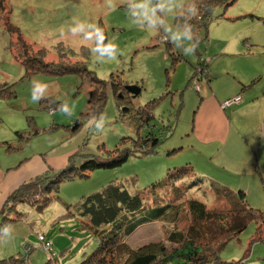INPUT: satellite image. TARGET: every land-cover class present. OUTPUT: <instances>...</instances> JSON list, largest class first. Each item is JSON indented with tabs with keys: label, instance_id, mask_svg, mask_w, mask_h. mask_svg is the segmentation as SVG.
Masks as SVG:
<instances>
[{
	"label": "rangeland",
	"instance_id": "374dc122",
	"mask_svg": "<svg viewBox=\"0 0 264 264\" xmlns=\"http://www.w3.org/2000/svg\"><path fill=\"white\" fill-rule=\"evenodd\" d=\"M1 2L4 8L0 6V85L7 83L13 93L0 98V167L70 151L68 161L63 164L58 159L49 161L51 165L44 172L59 170L68 165L70 156L76 151L78 154H104L117 145L133 149L134 139L148 133L160 139L154 151H136L121 166L97 168L86 171L83 176L63 180L57 192L59 197L43 211L33 209L28 212L27 209L23 218L16 215L21 219L18 222L21 233L9 246L15 253L6 257L23 254L24 245L28 243L32 244L27 247L32 252L31 264H45L48 259L57 264H78L84 257L83 252L89 253L97 247L96 238L86 226L88 220L79 214L77 207L83 196L99 191L111 182L125 185L134 194L164 179L169 170L187 164L198 174L206 172L212 176L210 178L225 180L231 188H245L248 204L264 211V0H236L227 9L217 6L207 31L195 32L198 46L191 56H184V45L177 48L171 41L170 32L165 31L183 26L177 20L180 11L168 14L157 9L158 22L153 23L142 17L145 9L134 7L137 4L155 6L162 0ZM173 2L185 3L186 0ZM9 22L19 28L35 51L45 50L46 61L79 64L85 60L88 69L98 78L110 80L112 75L115 77L121 89L117 91L118 96L111 89L107 90V101L100 114L107 119L103 132H96L89 126V121L99 115H86L93 90L90 78H82L76 73L42 72L27 76L12 49V40L16 36L13 38L9 31ZM74 22L90 24L102 32L105 30L107 41L100 42L95 32L87 27L81 33L72 34L69 29ZM89 32L92 35L86 38ZM109 43L116 46L113 57L101 56L94 51L98 45L102 47ZM61 46L74 55L61 53ZM85 52H88L87 57ZM202 59L208 63V78L205 71L199 70ZM200 73L203 78L196 82ZM34 82L47 86V92L39 102L31 98ZM130 87L140 92L136 94ZM212 91H217L223 101L229 96H242L241 101L226 107V116L232 118V123L230 130L229 125L223 134L218 126L221 115L216 114L212 120L214 115L207 108L206 99ZM51 101L58 104L49 109L47 106ZM65 104L72 109L71 115L60 111ZM147 104L151 105L154 117L149 126L139 130L133 115H124L123 110L132 112ZM28 117L33 118L39 134L26 143L17 131H30ZM208 127L212 132L207 136L214 139L211 143L205 140L204 128ZM123 138L125 142H122ZM8 145H11L9 150ZM83 158L79 156L77 163ZM197 188L189 185L183 197L171 199L183 203V214L178 222L159 220L143 224L122 241L135 247V251H146L151 246L172 249L170 233L186 230L191 222L186 210L189 199H201L209 208L218 205L208 185L202 183ZM39 195L36 197L43 196ZM13 224H16L11 226L15 235L17 222ZM256 233L257 224L252 222L239 238L227 244L221 258L236 262L249 249L247 260L259 254L264 256V240L253 242ZM42 235L51 240L56 256H48L44 251V244L40 245ZM18 238L22 239L19 241ZM2 245L5 246V241ZM5 250L9 252L8 248ZM122 260L117 264H123L125 259ZM171 264L189 263L175 260Z\"/></svg>",
	"mask_w": 264,
	"mask_h": 264
},
{
	"label": "trees",
	"instance_id": "16d2710c",
	"mask_svg": "<svg viewBox=\"0 0 264 264\" xmlns=\"http://www.w3.org/2000/svg\"><path fill=\"white\" fill-rule=\"evenodd\" d=\"M235 1L198 0L200 5L198 18L192 17L190 20H186L188 14L179 13L177 20L181 25H184L185 22L192 24L195 32L202 29L207 31L215 8L222 5L227 9ZM0 6L3 7L2 2ZM7 26L12 37L16 36V39L12 40V49L17 60L25 67L27 76L42 72L76 73L82 78H90L93 90L90 91L88 99L90 110L86 112V115L98 116L102 113L107 101L108 89L118 96L119 92L117 91L121 87L113 75L110 80L98 78L92 70L88 69L85 60L79 64L46 61L45 50L35 51L34 46L23 37L18 27L10 22ZM103 35L104 40L107 41L105 30H103ZM61 48H63V51L60 50L61 53H66L67 56L74 55L70 51L66 52L63 46ZM85 55L87 57L88 52H85ZM200 62L199 68L206 72L205 77L208 78V63L203 59ZM195 76L196 73L191 77L190 82ZM196 78L197 82L203 78V75ZM12 93L13 89L10 85L7 83L0 85V98ZM237 96H240L242 100L241 94ZM234 98L228 97L223 101L222 106L227 100ZM54 102H48L49 106L47 107L50 109L58 104ZM150 107L151 105L147 104L135 108L132 112L123 110V113L124 115L129 113V117L133 115L132 119L141 130L149 126L154 117ZM28 123L30 125L28 133L17 131L19 138L26 143L33 136L39 134V128L36 127V123L34 124L33 118L28 117ZM151 134L148 133L145 137L139 136L138 139H134L133 149L117 145L113 150H108L104 154H78L79 151H76L70 156L69 163L64 168L49 169L23 183L8 197L6 205H10L12 208L19 203H29L37 210L43 211L54 199L59 197L57 192L63 180L74 178L77 175L83 176L86 171L97 168L121 166L136 151H154L160 143V139ZM125 140L123 138L122 142ZM9 149H11V145H8ZM79 156H84V158L77 163ZM202 183L208 185L212 197L216 198L218 205L209 208L201 199H189L186 210L191 216V222L186 230H173L170 233L169 240L174 245L172 249L151 246L152 248H147L146 251H142V249L135 251V247H130L122 241L143 224L159 220L178 222L183 214V203H175L171 199L179 200L189 190V185L199 188ZM39 194L43 196L36 197ZM77 207L79 214L88 220L86 226L90 228L97 240V247L89 253L83 252L84 257L78 264H117L120 259H125L123 264H171L175 260L189 264H248L247 258L250 255V249L242 259L236 262L223 260L221 252L231 240L239 238L252 222L257 224V233L253 242L264 240V211L248 204L246 192L243 189L231 188L217 179L198 174L189 164L169 170L164 179L154 182L144 189H139L134 194L125 185L111 182L101 190L83 196ZM7 222V216H5L0 225H6ZM42 236L43 241L40 239V245L49 243L48 249L43 248L44 251L47 255L54 254L56 256L51 240H46L45 236ZM28 245L32 246V244L26 243L22 255L0 257V264H31L29 257L32 252L27 248ZM45 264H57V262L48 259Z\"/></svg>",
	"mask_w": 264,
	"mask_h": 264
},
{
	"label": "crops",
	"instance_id": "0c3cea01",
	"mask_svg": "<svg viewBox=\"0 0 264 264\" xmlns=\"http://www.w3.org/2000/svg\"><path fill=\"white\" fill-rule=\"evenodd\" d=\"M203 98L204 97H202V99ZM226 98H228V97H226ZM206 101L208 102L207 108L214 115L212 120H214L216 114L221 115V121L218 124V126H219V129L221 130L222 134L225 132L226 127H228L229 125L230 126L228 127V130H230L232 118H228L226 116L228 108H224L222 106L223 100H222V97L220 96V94L217 91H212V93L208 94V98L206 99ZM209 132H212V129L210 127L204 128V134L206 135L205 136L206 143H211L214 141V139L212 137L207 136V134H209ZM198 137H202V135L198 136ZM70 154H71L70 151H66V152H61L58 154L50 155L47 158H45V157L42 158V157L37 156V157H35L34 161H32V160L24 161L23 160L24 162L22 161V162L18 163L16 166H12L9 163H6L5 165H3V164L1 165V167H0V223L2 222L3 218L5 216H7L8 222L6 223V225H9V226L14 225L15 226L16 224H13V223L17 222V228H18L15 230V235L13 234L11 241L4 240L5 246L2 245L4 243V241H0V256L1 257H6L7 255L15 253L14 248H13V250H11V247H9V246H11V244H13V240H15L17 237L20 236L19 232L21 230V225L18 222H20L21 219L17 216L20 214V215H22V218H23V216L25 215V212L28 211L27 209H29L28 212H31L33 209L37 210L35 207H33L32 205H28L27 203H19V204L15 205L14 207L11 208L10 205H6V203L8 201V197L17 188H19L23 183L29 181L33 177L44 172L48 168V166L51 165V164H49V161L54 162L58 159L59 163L63 164L66 161H68V156ZM2 166H4V167H2ZM5 166H6V168H5ZM256 166H257L258 171H259L260 168L257 165V163H256ZM52 167H55V166L52 165ZM202 175H204V176L206 175V177H212V176H208V173L206 174V172H204ZM213 178H215V179L221 181L222 183L228 185L226 183V181L221 179V178H216V177H213ZM241 189L245 190V188H241ZM21 212H22V214H21ZM19 239L21 240L22 238H18V240ZM6 244H8V246H6ZM6 248L9 249V252H7V250H5ZM259 255L256 258H252L251 260H248V264H264V256H261V254H259ZM29 260H30V257H29Z\"/></svg>",
	"mask_w": 264,
	"mask_h": 264
},
{
	"label": "clouds",
	"instance_id": "9594fccd",
	"mask_svg": "<svg viewBox=\"0 0 264 264\" xmlns=\"http://www.w3.org/2000/svg\"><path fill=\"white\" fill-rule=\"evenodd\" d=\"M134 7L145 9V12L142 13V17L144 19L153 21V23L158 22V18L155 15L157 9L165 11L168 14H173L177 11H180L181 14L187 13L188 15L186 20H190L192 17L198 18L200 13V5L198 0H186L185 3H176L173 2V0H167V2H164V0H162V2L156 4L155 6H151L149 4H137L134 5ZM86 27L92 29L93 32H95L100 42L104 40L102 30L98 27L94 28V26L90 24L85 25L82 22H74V26H72L69 31L75 35L77 33L83 32ZM165 31L170 32L171 41L177 48H180L181 45H184L182 52L184 56H191L196 52L198 39L196 38V33L192 24L185 22L182 27L177 28L174 31L170 28H166ZM91 35L92 32L87 33L86 38H90ZM94 51L100 53L101 56L107 55L109 58H111L116 52V46L111 43L102 47L98 45ZM32 88L33 92L31 98L34 102H39L47 92V86L40 82H34ZM60 111L71 115L72 109L65 104L60 107ZM106 124L107 119L105 115H99L98 117L89 121V126L92 127L96 132H103ZM13 231V228L9 225H0V241L10 240L13 237Z\"/></svg>",
	"mask_w": 264,
	"mask_h": 264
},
{
	"label": "built area",
	"instance_id": "2783aa9c",
	"mask_svg": "<svg viewBox=\"0 0 264 264\" xmlns=\"http://www.w3.org/2000/svg\"><path fill=\"white\" fill-rule=\"evenodd\" d=\"M199 70H201V69L199 68ZM201 75H202V73H200V74L198 75V78L201 77ZM197 87H198V86H197ZM240 100H241V97H240V96H236L234 99L227 100V101L224 103V106L230 105V104H232V103H234V102H238V101H240ZM40 239L43 241V236H41ZM43 244H44V248L48 249V247H49V243H46V244L43 243Z\"/></svg>",
	"mask_w": 264,
	"mask_h": 264
},
{
	"label": "water",
	"instance_id": "95a60500",
	"mask_svg": "<svg viewBox=\"0 0 264 264\" xmlns=\"http://www.w3.org/2000/svg\"><path fill=\"white\" fill-rule=\"evenodd\" d=\"M131 91H133L134 93L138 94L140 92L139 89H136L135 87H130Z\"/></svg>",
	"mask_w": 264,
	"mask_h": 264
}]
</instances>
